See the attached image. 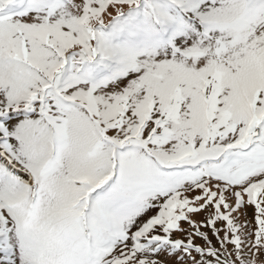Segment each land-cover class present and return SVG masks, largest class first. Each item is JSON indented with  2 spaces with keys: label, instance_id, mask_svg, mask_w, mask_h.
<instances>
[{
  "label": "snow or ice",
  "instance_id": "1",
  "mask_svg": "<svg viewBox=\"0 0 264 264\" xmlns=\"http://www.w3.org/2000/svg\"><path fill=\"white\" fill-rule=\"evenodd\" d=\"M258 260L264 0H0V264Z\"/></svg>",
  "mask_w": 264,
  "mask_h": 264
},
{
  "label": "rangeland",
  "instance_id": "2",
  "mask_svg": "<svg viewBox=\"0 0 264 264\" xmlns=\"http://www.w3.org/2000/svg\"><path fill=\"white\" fill-rule=\"evenodd\" d=\"M248 212H249V217H248V218L250 219V218H251V210H248ZM257 264H261V261L258 260V261H257Z\"/></svg>",
  "mask_w": 264,
  "mask_h": 264
}]
</instances>
